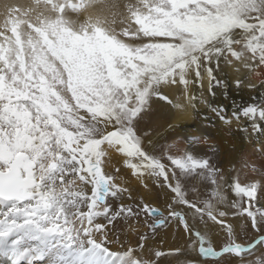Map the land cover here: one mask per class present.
<instances>
[{
    "label": "snow or ice",
    "instance_id": "1",
    "mask_svg": "<svg viewBox=\"0 0 264 264\" xmlns=\"http://www.w3.org/2000/svg\"><path fill=\"white\" fill-rule=\"evenodd\" d=\"M230 87L264 90V0H4L0 264H264V146L231 140L264 91ZM200 105L219 138L159 142Z\"/></svg>",
    "mask_w": 264,
    "mask_h": 264
},
{
    "label": "bare ground",
    "instance_id": "2",
    "mask_svg": "<svg viewBox=\"0 0 264 264\" xmlns=\"http://www.w3.org/2000/svg\"><path fill=\"white\" fill-rule=\"evenodd\" d=\"M3 2L4 0H0V3H3ZM10 2L24 4L27 2V0H10ZM219 75L222 79L228 80L229 83L231 84V80L236 74L232 71L231 68H229L228 66H225L224 71L220 72ZM262 91L264 90H261L259 87L254 91L249 90L247 88H245L242 91H238L234 87H230L229 88L230 94L227 100H225V96L223 95V90H220V89L217 90V94L215 97L209 96L208 98L212 104L227 103L229 106V110H231L232 101H235L237 105L251 103L259 99ZM205 95H207V93H205ZM199 108H200L199 112L191 113L190 117L181 120V122L178 124V127L175 131L169 132L165 130L164 127H161L159 129L160 131V137L158 138L159 142L163 143L164 141H166L167 143H171L173 140L188 142L189 139L193 135L199 136L202 133H206L210 131L213 136L219 138L221 134L217 131H212L211 129L212 124L216 122L215 116L204 105H200ZM241 123H243V121ZM233 127L234 129L236 128L235 123ZM231 140L237 145V148H238V151H235L232 153V158L235 160L237 167H240V156L242 153L246 154L252 160H258L260 158L261 153L259 152V148L264 146V141L259 139L257 137V134L252 133L251 129H249L247 136L245 133L241 131H234L233 136L231 137ZM223 147L229 148L228 145H223ZM200 149H201V146L192 145V150L194 152L200 151ZM214 162L217 163L221 167L228 166L223 153H221L220 156ZM120 166H121V163L118 162L117 160L114 159L112 161L113 168L120 167ZM244 178L245 177L243 176V174H241V179H244ZM249 235H252V234L249 233ZM165 239L168 241V243H171L173 240V237L171 234H167L165 235ZM181 259H183V257H181ZM212 260L213 259L208 258L209 264H211Z\"/></svg>",
    "mask_w": 264,
    "mask_h": 264
},
{
    "label": "rangeland",
    "instance_id": "3",
    "mask_svg": "<svg viewBox=\"0 0 264 264\" xmlns=\"http://www.w3.org/2000/svg\"><path fill=\"white\" fill-rule=\"evenodd\" d=\"M163 143H166V141H164ZM154 206H156V207H159V206H160V208L163 210V209H164V208H163V207H164V200L161 198L159 202H157V203L154 204ZM139 226H140V229H142V231H147V230H148V229L146 228L145 224H144V220H143V218L141 219ZM143 226H144V227H143ZM165 231H166V230H161V232L159 233V236L157 237V240H159V238H160L161 236H164V237H165V235H166ZM162 233H163V234H162ZM211 259H217V258H211Z\"/></svg>",
    "mask_w": 264,
    "mask_h": 264
},
{
    "label": "clouds",
    "instance_id": "4",
    "mask_svg": "<svg viewBox=\"0 0 264 264\" xmlns=\"http://www.w3.org/2000/svg\"><path fill=\"white\" fill-rule=\"evenodd\" d=\"M0 4H2V3H0Z\"/></svg>",
    "mask_w": 264,
    "mask_h": 264
}]
</instances>
